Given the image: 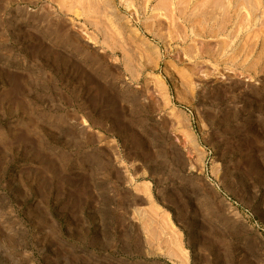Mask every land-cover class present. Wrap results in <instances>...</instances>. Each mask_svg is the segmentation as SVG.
Listing matches in <instances>:
<instances>
[{
	"label": "rangeland",
	"instance_id": "rangeland-1",
	"mask_svg": "<svg viewBox=\"0 0 264 264\" xmlns=\"http://www.w3.org/2000/svg\"><path fill=\"white\" fill-rule=\"evenodd\" d=\"M0 264H264V0H0Z\"/></svg>",
	"mask_w": 264,
	"mask_h": 264
}]
</instances>
